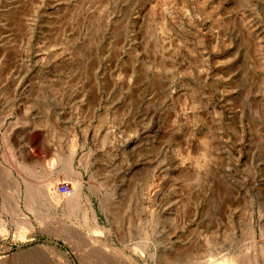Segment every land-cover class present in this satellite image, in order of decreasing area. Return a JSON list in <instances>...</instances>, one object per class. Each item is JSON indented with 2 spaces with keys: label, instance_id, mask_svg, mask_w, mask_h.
I'll return each mask as SVG.
<instances>
[{
  "label": "rangeland",
  "instance_id": "374dc122",
  "mask_svg": "<svg viewBox=\"0 0 264 264\" xmlns=\"http://www.w3.org/2000/svg\"><path fill=\"white\" fill-rule=\"evenodd\" d=\"M0 225V264H264V0H0Z\"/></svg>",
  "mask_w": 264,
  "mask_h": 264
},
{
  "label": "bare ground",
  "instance_id": "6f19581e",
  "mask_svg": "<svg viewBox=\"0 0 264 264\" xmlns=\"http://www.w3.org/2000/svg\"><path fill=\"white\" fill-rule=\"evenodd\" d=\"M49 167V166H48ZM50 167H52V166H50ZM77 185V184H76ZM76 193V192H75ZM77 194V193H76ZM59 197V196H58ZM19 214H20V212H19ZM23 215V214H22ZM21 216V215H20ZM24 216V215H23ZM22 218V217H21ZM3 221V220H2ZM0 227H1V225H0ZM30 237V236H29ZM39 251V250H38ZM63 260H64V264H69V262L67 261V259H64L63 258ZM63 264V263H62ZM222 264H226V263H222Z\"/></svg>",
  "mask_w": 264,
  "mask_h": 264
}]
</instances>
